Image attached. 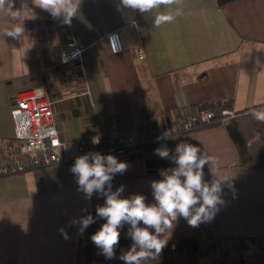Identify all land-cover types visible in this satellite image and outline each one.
<instances>
[{
    "label": "crops",
    "instance_id": "1",
    "mask_svg": "<svg viewBox=\"0 0 264 264\" xmlns=\"http://www.w3.org/2000/svg\"><path fill=\"white\" fill-rule=\"evenodd\" d=\"M174 7L182 15L157 28L150 16L124 8L120 0H81L68 25L32 0H13L24 34L20 39L4 35L17 20L0 11L2 144L10 136L8 119L13 126L14 92L36 85L47 88L61 139L71 149L98 144L106 136L164 127L179 114L208 106H228L242 114L264 105V0L223 7L217 0H179ZM113 32L124 45L120 54H113L107 42ZM69 41L83 51V72L73 64L60 65V50ZM179 142L218 157L224 174L233 176V188L224 186L225 203L211 222L191 227L180 217L169 241L197 240L202 229L226 239H264V167L239 165L238 150L223 125L126 148L118 161L128 169L115 175L113 191L123 185V197L141 194L153 203L150 182L162 178L161 169L175 166L155 149H174ZM74 162L0 178V264H125L118 257L132 243L127 225L120 230L125 245L107 263L99 261L92 240L71 225L74 217L104 204L97 194L87 200L77 190L70 171ZM204 173L210 181L207 166Z\"/></svg>",
    "mask_w": 264,
    "mask_h": 264
},
{
    "label": "clouds",
    "instance_id": "2",
    "mask_svg": "<svg viewBox=\"0 0 264 264\" xmlns=\"http://www.w3.org/2000/svg\"><path fill=\"white\" fill-rule=\"evenodd\" d=\"M32 3L50 13L53 19L62 18V23L70 25L79 11L81 0H32ZM120 4L124 8L147 14L157 28L182 15V10L174 7L179 4V0H120ZM12 9L13 0H0V11L17 20L16 24L4 31V35L20 39L24 34L23 21L19 19L21 12ZM251 115L256 121L264 123V109L252 110ZM157 139H169L168 132L162 133ZM248 143L264 145V139L257 132ZM155 154L175 166L161 169L159 175L162 178L150 182L154 200L150 204L141 194L123 197V185L113 191L112 180L115 175L123 174L128 169L125 162L118 161L113 155L90 152L77 157L71 166L77 190L84 194L85 199L91 200L94 193L104 198L103 206L98 205L95 213L96 218L105 222L91 236V240L105 259L117 258L120 230L127 225L126 238L132 243L118 258L125 264H152L158 261L171 239L178 218H184L191 227L211 222L220 211V205L225 203L222 196L224 186L233 188V176L224 174L218 157L192 143L179 142L174 149L158 147ZM205 166L211 175L210 181L204 178ZM94 222L95 218L88 214L74 217L70 223L78 226V232L82 235ZM59 231L65 239H69L64 228Z\"/></svg>",
    "mask_w": 264,
    "mask_h": 264
},
{
    "label": "built area",
    "instance_id": "3",
    "mask_svg": "<svg viewBox=\"0 0 264 264\" xmlns=\"http://www.w3.org/2000/svg\"><path fill=\"white\" fill-rule=\"evenodd\" d=\"M107 42L113 54L124 51V45L118 32L107 35ZM83 51L75 41L63 45L59 53L60 65H75L83 72ZM138 60H144L142 49L137 51ZM10 116L13 123V144H2L0 141V178L34 171L41 168L58 166L77 157L98 152L102 155H113L119 160L126 148L157 139L162 133L179 135L215 125L226 126L238 114L229 108L219 106L204 107L196 112L177 115L164 127H151L133 135H112L101 139L98 144L80 143L71 149L60 136L55 121L53 105L48 90L44 85L19 89L12 96ZM247 238L226 239L217 237L213 232L202 229L200 238L185 242L186 254L189 257L199 255L213 258L222 251L235 252L247 245ZM201 243L204 248L199 252L193 247Z\"/></svg>",
    "mask_w": 264,
    "mask_h": 264
},
{
    "label": "trees",
    "instance_id": "4",
    "mask_svg": "<svg viewBox=\"0 0 264 264\" xmlns=\"http://www.w3.org/2000/svg\"><path fill=\"white\" fill-rule=\"evenodd\" d=\"M238 0H217V4L220 7L232 4ZM224 106L222 108H227ZM264 109V105L248 110L246 113L238 114V116L232 119L227 125V131L235 144L239 153V165L244 167H264V145L251 144L249 140L255 133H260L262 139H264V123H260L253 119L252 110ZM91 214L95 218V222L91 224L83 233L87 237L88 241H91V236L101 227L105 222L102 219L96 218L95 212H88L86 215ZM196 241L195 239H191ZM198 240V239H197ZM247 245L242 247L239 251L230 252L222 251L219 255L213 258L202 257L199 255H193L189 257L186 254L185 242L181 241H169L167 246L163 249L159 258V264H264V239H246ZM90 243V242H89ZM125 245V242L121 239L119 245L116 247V252ZM254 247V250L242 259L241 255L245 250L250 247ZM204 248L201 243L196 244L193 250L198 252ZM99 261L101 263H107L110 259H105L100 254Z\"/></svg>",
    "mask_w": 264,
    "mask_h": 264
},
{
    "label": "rangeland",
    "instance_id": "5",
    "mask_svg": "<svg viewBox=\"0 0 264 264\" xmlns=\"http://www.w3.org/2000/svg\"><path fill=\"white\" fill-rule=\"evenodd\" d=\"M8 127H9L8 133L10 136H9V138H6L4 141L12 145L13 144L14 130H13V126H12L11 122L9 121V119H8ZM253 250H254V247L251 246L248 250H245L242 253L241 258L244 259L248 255V253L252 252Z\"/></svg>",
    "mask_w": 264,
    "mask_h": 264
}]
</instances>
